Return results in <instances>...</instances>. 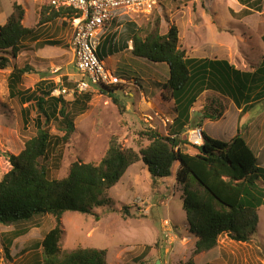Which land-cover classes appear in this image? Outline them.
Segmentation results:
<instances>
[{"label": "rangeland", "instance_id": "obj_1", "mask_svg": "<svg viewBox=\"0 0 264 264\" xmlns=\"http://www.w3.org/2000/svg\"><path fill=\"white\" fill-rule=\"evenodd\" d=\"M246 1L251 4L255 0ZM15 2L25 9L23 24L34 28L36 34L22 42L17 57H13L10 50L7 54L0 52L9 58L8 67L0 68V180L12 167L6 154L20 153L25 141L37 130L34 119L38 111L34 103H23L19 98L9 96L8 77L13 67L29 65L33 68L25 73L21 83L24 89L31 91L37 90V83L42 80L45 82L42 87L47 89L51 83L55 84L57 75L77 72L67 16L39 25L41 10L48 4L47 0H0L1 25L7 21ZM248 6L240 0H160L150 14L140 17L117 10L121 22L109 33L111 50L114 52L116 37L123 26L125 29L134 28V24L145 36L156 28L165 34L176 25L180 45L189 58H202V62L225 59L242 72L253 71L264 54V0L260 10L250 7L252 12L241 15ZM115 28L119 29L116 34L113 33ZM47 42H54V45ZM109 42L101 43L97 53L103 55L114 74L128 79V84L114 92L120 99V106L101 87L79 94V103H74L78 96L64 98L68 102L67 110L74 116L75 130L67 142L50 149L45 164L49 165L51 178L65 177L75 161H99L112 137H117L124 147L140 150L149 144L140 137L148 128L165 136H175L170 131L177 112L171 93L164 86L169 78L168 65L135 56L129 50L113 53L110 57L107 53ZM116 58L120 61L117 62ZM66 78L64 76L65 83ZM247 80H250L248 87L243 82L244 88L234 86L229 94L219 90L213 92L212 89L204 91L190 110V123L200 127L196 124L206 119L202 117L205 110L223 114L218 120L209 118L202 128L203 133L205 130L211 137L229 141L238 128L250 145L255 146L260 166L264 168V94L262 87L252 89L256 82L251 87L253 82L249 77ZM243 89L252 104L239 96L238 91ZM86 94L88 96H84ZM29 105L34 107L31 108L29 124L25 126L22 112ZM59 125L58 121L49 125L52 139L64 135ZM188 136L189 133L177 137L186 142ZM182 146L184 151L191 149L184 143ZM177 166L176 163L173 175ZM173 175L166 178L165 183L159 179L153 186L148 167L139 161L129 167L120 182L103 192L102 198L109 201L95 208L96 214L66 212L60 242L61 259L79 247H94L108 250L109 264H156L158 260L161 264L186 263L196 239L181 222L185 211L180 191L173 192ZM260 184L264 187V179ZM124 207L127 212L123 211ZM258 212L259 223L249 242L235 241L223 234L213 251L195 257L196 264H264V206H260ZM54 223L53 217L43 214L28 221L1 223L0 264H34L41 260L38 243ZM20 229L28 232L21 236L12 235L14 230ZM7 238H11L12 245L7 244Z\"/></svg>", "mask_w": 264, "mask_h": 264}, {"label": "trees", "instance_id": "obj_2", "mask_svg": "<svg viewBox=\"0 0 264 264\" xmlns=\"http://www.w3.org/2000/svg\"><path fill=\"white\" fill-rule=\"evenodd\" d=\"M240 1L249 5L248 9L242 10L243 16L252 12L250 7L261 9L262 0H255L251 4H247L249 2L246 0ZM72 12L71 9L44 5L39 25ZM24 18V7L13 3L7 21L4 25L0 24V52L7 54L10 50L12 56L17 57L22 42L35 36V29L23 24ZM133 27L130 33L133 55L168 65L169 78L164 86L175 99L177 112L170 131L175 136H165L148 128L141 132L140 137L148 140L149 144L140 150L124 147L117 137H112L105 155L99 161H75L65 177L51 178L49 165L45 164L49 151L69 140L75 130L74 116L67 110L68 102L62 96L52 94L55 84L51 83L44 89L42 86L45 82L42 80L37 83V90L22 87L23 76L33 70L31 66H14L9 74V96L19 98L23 103H34L38 115L34 119L36 133L25 141L24 149L18 154H6L12 167L0 180V224L28 221L42 214L54 218V226L38 243L41 260L35 264H109L106 248L79 247L61 259L63 216L69 211L96 214L95 208L109 201L102 198L103 192L120 182L129 167L139 161L148 167L153 186L159 179L171 177L174 165L179 163L176 183L182 188L187 229L196 239L191 257L184 264H196L195 257L216 247L223 234L235 241L249 242L259 223L258 210L264 206V187L260 184L264 179V168L260 166L257 152L240 130L229 141L203 133L201 145L191 143L188 138L186 142L181 141L177 136L188 124L194 102L206 89L229 94L234 86L244 88L243 82L248 87L249 77L253 82L251 87L256 82L252 89L262 87L264 94V54L253 71L242 72L225 59L202 62V58H189L180 45L176 25L171 26L165 34L156 28L145 36L141 35V28L134 24ZM47 44L54 45V42ZM102 56L99 55L104 59ZM8 65L9 58L1 54L0 68H7ZM66 84L71 85L70 82ZM121 87L101 86L102 91L110 93L119 106L120 99L114 92ZM238 94L245 102L252 101L245 95V89L238 91ZM77 99L79 95L74 103L80 102ZM32 107L23 108L25 126L29 124ZM219 116L208 110L202 115L214 120ZM53 121H58V127L64 131V135L55 139H52L49 129ZM183 143L196 151H184ZM123 211L127 212V208L124 207ZM20 233L14 230L12 235L18 236Z\"/></svg>", "mask_w": 264, "mask_h": 264}, {"label": "built area", "instance_id": "obj_3", "mask_svg": "<svg viewBox=\"0 0 264 264\" xmlns=\"http://www.w3.org/2000/svg\"><path fill=\"white\" fill-rule=\"evenodd\" d=\"M56 9H71L67 16L72 31L70 46L73 51L77 72L67 75L71 85L64 82V75L55 77L52 94L66 98H74L79 94L91 91L101 86H125L128 79L114 74L113 69L107 67L104 59L100 58L97 50L99 34L108 26L116 11L141 15L150 14L160 0H47ZM132 48V41L130 42ZM57 71V70H56ZM188 139L193 144H203V129L194 127L188 130ZM173 137V136H172Z\"/></svg>", "mask_w": 264, "mask_h": 264}, {"label": "crops", "instance_id": "obj_4", "mask_svg": "<svg viewBox=\"0 0 264 264\" xmlns=\"http://www.w3.org/2000/svg\"><path fill=\"white\" fill-rule=\"evenodd\" d=\"M121 21H119L118 20V18H117V15L114 17V19L112 20V22L108 25V26H106L104 29H102L101 30V32H100V34H99V46L101 45V43L102 44H106L107 42H109L110 40L108 39L109 38V33H110V31L112 30V28L113 27H115V25L117 24V23H120ZM120 28H122V25H121V27ZM119 29H117V28H115L114 29V31H113V33L114 34H116L117 33V31H118ZM131 30H132V27H130V28H128V29H125V27L123 26V30L121 31V33H120V35H118L117 37H116V39H117V41L115 42V44H114V52H112L113 50H111V41L109 42V46L107 47V53H108V56H110L111 57V55L113 54V53H115V54H120V53H122V52H125V51H127V50H129V51H131V46H130V42H131V40H130V33H131ZM72 50V49H71ZM98 51V50H97ZM73 52V51H72ZM102 52H104V49H102ZM131 53H132V51H131ZM117 62H119L120 61V59L119 58H116L115 59ZM105 61V60H104ZM107 64V63H106ZM68 75V74H67ZM67 75H64V76H67ZM64 82H65V80H64ZM67 82H69L68 81V79H67ZM211 89H206L205 90V92L206 91H210ZM211 91H213V92H218V91H216V90H211ZM204 93V92H203ZM200 95H202V93L200 94ZM200 95H199V97H200ZM172 96V95H171ZM198 97V98H199ZM197 98V99H198ZM172 99H173V101H174V104H175V107H176V103H175V99L172 97ZM196 102V101H195ZM195 102H194V104H195ZM194 104H193V106L191 107V111L193 110V108H194ZM245 105H243V107H244ZM190 111V112H191ZM238 111L240 112L241 111V109H239L238 108ZM244 112V111H243ZM223 116V114L222 115H220V117L219 118H221ZM241 116L242 115H240L239 116V118H241ZM218 118V119H219ZM190 119H191V117L189 116V122H188V124L187 125H185V128H184V130L182 131V132H180L178 135H182V134H186L187 135V133H188V130L190 129V128H194V126L193 125H191V123H190ZM201 119H203V118H201ZM218 119H216V120H218ZM208 120H209V118H206V119H204L203 120V123H200V122H198L197 124H196V126H200L201 128H203L204 129V124L205 123H207L208 122ZM200 123V124H199ZM203 124V125H202ZM238 127H239V125H238ZM185 129H186V131H185ZM237 130H238V128H237ZM204 133L205 134H207L206 132H205V130H204ZM208 135V134H207ZM247 140V139H246ZM247 142H248V140H247ZM249 144H251L250 143V141L248 142ZM187 146V145H186ZM251 147H253V149H254V147L255 146H252V145H250ZM188 148H190L189 146H187ZM255 150V149H254ZM188 152H191V149H188L187 150ZM178 168H179V163H178V166H177V168H176V170L174 171V186H173V188H174V190H173V192L175 191V190H177V191H180V193H181V199H182V188H181V186L180 185H178L177 183H176V179H175V176H176V172H177V170H178ZM166 180L167 179H163V180H160L162 183H165L166 182ZM175 185H178V188H175ZM163 193V192H162ZM170 198V197H169ZM169 198H168V200H169ZM171 220V219H170ZM171 222H172V220H171ZM176 222H179V221H176ZM182 222V224H184V226L185 227H187L188 228V225H187V220H186V214L184 215V220H182L181 221ZM19 232H21L19 235L21 236V235H24V234H26L27 232H28V230L27 229H20L19 230ZM18 235V236H19ZM12 238H13V236H12ZM18 238V237H17ZM11 240V238H7V244L8 245H12V242L9 244V241ZM211 251H213V249L212 250H210V251H208V252H211ZM36 262H38V260L37 261H35V263ZM34 263V264H35ZM161 264V263H160ZM205 264H208V263H205Z\"/></svg>", "mask_w": 264, "mask_h": 264}, {"label": "water", "instance_id": "obj_5", "mask_svg": "<svg viewBox=\"0 0 264 264\" xmlns=\"http://www.w3.org/2000/svg\"><path fill=\"white\" fill-rule=\"evenodd\" d=\"M161 263V261L160 260H158L157 262H156V264H160Z\"/></svg>", "mask_w": 264, "mask_h": 264}]
</instances>
